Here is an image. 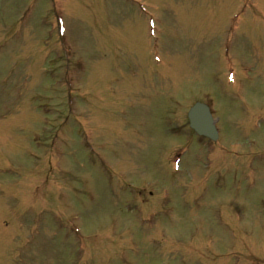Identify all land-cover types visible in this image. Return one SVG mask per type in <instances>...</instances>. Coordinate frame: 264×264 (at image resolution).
<instances>
[{"label":"rangeland","instance_id":"1","mask_svg":"<svg viewBox=\"0 0 264 264\" xmlns=\"http://www.w3.org/2000/svg\"><path fill=\"white\" fill-rule=\"evenodd\" d=\"M0 264H264V0H0Z\"/></svg>","mask_w":264,"mask_h":264},{"label":"water","instance_id":"2","mask_svg":"<svg viewBox=\"0 0 264 264\" xmlns=\"http://www.w3.org/2000/svg\"><path fill=\"white\" fill-rule=\"evenodd\" d=\"M190 126L199 135L216 140L217 131L209 108L201 103H196L188 114Z\"/></svg>","mask_w":264,"mask_h":264}]
</instances>
